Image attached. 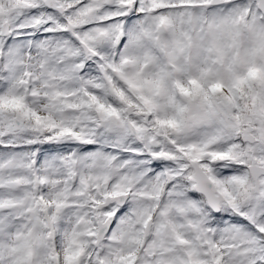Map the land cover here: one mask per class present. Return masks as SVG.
Returning a JSON list of instances; mask_svg holds the SVG:
<instances>
[{"label": "snow or ice", "instance_id": "obj_1", "mask_svg": "<svg viewBox=\"0 0 264 264\" xmlns=\"http://www.w3.org/2000/svg\"><path fill=\"white\" fill-rule=\"evenodd\" d=\"M0 264H264V0H0Z\"/></svg>", "mask_w": 264, "mask_h": 264}]
</instances>
